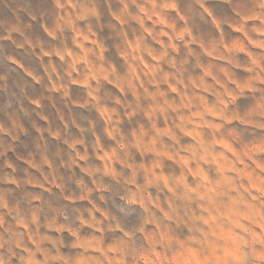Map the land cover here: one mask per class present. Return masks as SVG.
Masks as SVG:
<instances>
[{
	"label": "clouds",
	"instance_id": "9594fccd",
	"mask_svg": "<svg viewBox=\"0 0 264 264\" xmlns=\"http://www.w3.org/2000/svg\"><path fill=\"white\" fill-rule=\"evenodd\" d=\"M0 264H264V0H0Z\"/></svg>",
	"mask_w": 264,
	"mask_h": 264
}]
</instances>
